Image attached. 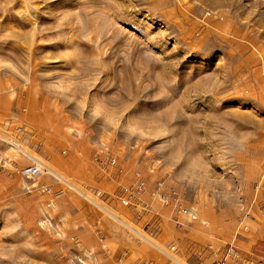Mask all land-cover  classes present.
I'll list each match as a JSON object with an SVG mask.
<instances>
[{
  "label": "rangeland",
  "instance_id": "1",
  "mask_svg": "<svg viewBox=\"0 0 264 264\" xmlns=\"http://www.w3.org/2000/svg\"><path fill=\"white\" fill-rule=\"evenodd\" d=\"M0 168V264H264V0H0Z\"/></svg>",
  "mask_w": 264,
  "mask_h": 264
},
{
  "label": "built area",
  "instance_id": "2",
  "mask_svg": "<svg viewBox=\"0 0 264 264\" xmlns=\"http://www.w3.org/2000/svg\"><path fill=\"white\" fill-rule=\"evenodd\" d=\"M97 162V166L99 171L107 175L109 174L113 169L117 167V159L116 156L106 147L102 148L101 152L97 157L95 158ZM0 168V173L2 172ZM5 169V167H3ZM47 173V169L45 166L39 162H32L30 165L24 166V167H13L11 170H4L3 174L7 178H12L13 176H18L22 180H25L29 183L27 186L28 190H34L37 189L38 191H41L45 195L52 197V189L49 185L44 184L36 187V179L39 176H42L43 174ZM145 177L141 174V172L137 171L134 176V180L132 182L131 187L126 191V197H123L120 199L121 203L125 206H130L132 203L138 200L140 195H142L144 189H145ZM255 191H257V187H255ZM101 195L100 190H96L94 197H99ZM168 197L163 198V203L168 204L169 203ZM139 205V203H137ZM54 201L53 199L49 200V203L47 204V207H53ZM174 210L176 211V214L179 217H185L188 220H196V213L189 207H186L179 201L178 199L174 201L173 203ZM258 223V218L253 216L250 212H246L241 223L239 226V229H237V233L235 235L234 241L238 235V231H248L250 226L255 225ZM178 228L181 229L182 225L180 222H177ZM216 255H219V258L215 260L214 262H211L209 264H260L258 262L256 256H253L251 259L247 258L236 246L234 242H231L224 246V249L222 252L216 251ZM139 264H149L148 262H141Z\"/></svg>",
  "mask_w": 264,
  "mask_h": 264
},
{
  "label": "bare ground",
  "instance_id": "3",
  "mask_svg": "<svg viewBox=\"0 0 264 264\" xmlns=\"http://www.w3.org/2000/svg\"><path fill=\"white\" fill-rule=\"evenodd\" d=\"M48 172L52 175H55L56 177L59 176L57 173H55L53 170L47 168Z\"/></svg>",
  "mask_w": 264,
  "mask_h": 264
}]
</instances>
